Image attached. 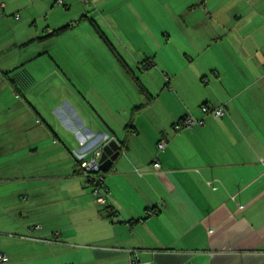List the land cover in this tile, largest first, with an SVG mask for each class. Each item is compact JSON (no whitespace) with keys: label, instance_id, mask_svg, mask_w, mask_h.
<instances>
[{"label":"crops","instance_id":"crops-1","mask_svg":"<svg viewBox=\"0 0 264 264\" xmlns=\"http://www.w3.org/2000/svg\"><path fill=\"white\" fill-rule=\"evenodd\" d=\"M1 6L9 264H132L135 253L148 264H264V0ZM30 61L56 78L24 92L11 77ZM188 113L204 122L175 129ZM106 134L121 147L103 170L102 204L75 151Z\"/></svg>","mask_w":264,"mask_h":264},{"label":"built area","instance_id":"built-area-1","mask_svg":"<svg viewBox=\"0 0 264 264\" xmlns=\"http://www.w3.org/2000/svg\"><path fill=\"white\" fill-rule=\"evenodd\" d=\"M60 1V0H59ZM86 5L90 3V0H82ZM3 6V5H2ZM2 6L0 8V12H2ZM18 16V15H17ZM201 109L204 113H213L216 116H221L224 114L226 108L224 105H209L207 103H203L201 105ZM204 122V118L195 117L192 114H185L181 119L174 123V128L177 130L184 128H192L195 124H202ZM112 137L109 134L104 136V139L100 141L97 145H93L92 147L87 145L84 146V149L79 151H75V157L77 160V165L80 171L86 176L87 181L92 186V191L97 199L102 204L108 203V189L105 186V172L102 169L100 157L103 151V147L106 143H108ZM159 147L163 148L165 145V139H161L159 141ZM153 166L156 170L160 169L159 161H155ZM154 209H151L149 213L154 212ZM10 257L5 252L0 251V264H9ZM132 264H148L146 261H142L135 253L132 258ZM191 264V263H189Z\"/></svg>","mask_w":264,"mask_h":264},{"label":"rangeland","instance_id":"rangeland-1","mask_svg":"<svg viewBox=\"0 0 264 264\" xmlns=\"http://www.w3.org/2000/svg\"><path fill=\"white\" fill-rule=\"evenodd\" d=\"M43 46H38L37 45V42H35V44H34V46H33V48H31L29 51H28V53H23V57L24 58H31L32 56H34V54H36L37 52H38V50H40V48H42ZM50 55L52 56L53 55V52H50ZM45 56H47V57H50V56H48V55H45ZM44 56V57H45ZM37 62V61H36ZM29 66H24L23 68L26 70V71H28L29 72V74L31 75V77L33 78V80L34 79H36L37 81H39V83L37 84H35V85H40L39 87H44L45 85H46V83L47 82H50V81H52V80H54L56 77H55V74L53 73V72H48L47 73V71L45 70L44 72H41V73H38V72H36L35 71V69L33 68V64H35V63H33V61H30L29 62ZM23 68L22 69H19V70H16V71H14L15 73H18V72H20V71H22L23 70ZM62 70H64L63 68H62ZM46 74V76H45V80L42 78V76L43 75H45ZM63 74L65 75V77L68 79V77H69V73L67 72V71H63ZM42 79L44 80V81H42ZM35 80V81H36ZM24 90V89H23ZM26 90V89H25ZM25 90H24V92H25ZM24 92H23V94L22 93H20L19 91H18V97H20V96H24ZM33 94H34V92H33ZM33 94H31L32 96H33ZM1 95V94H0ZM25 95H26V93H25ZM35 99V101L37 102V100H38V97H35L34 98ZM15 110H12V112H14ZM10 112V111H9ZM1 114V113H0ZM1 116H3L2 114H1ZM4 122L5 121H3L2 123L4 124ZM8 153H6L4 150H1L0 149V157H4L5 155H7Z\"/></svg>","mask_w":264,"mask_h":264},{"label":"water","instance_id":"water-1","mask_svg":"<svg viewBox=\"0 0 264 264\" xmlns=\"http://www.w3.org/2000/svg\"><path fill=\"white\" fill-rule=\"evenodd\" d=\"M120 147L121 146L119 142L115 139L110 140L108 143L105 144L100 157L102 169L104 171H106L110 167L112 161L119 154Z\"/></svg>","mask_w":264,"mask_h":264},{"label":"trees","instance_id":"trees-1","mask_svg":"<svg viewBox=\"0 0 264 264\" xmlns=\"http://www.w3.org/2000/svg\"><path fill=\"white\" fill-rule=\"evenodd\" d=\"M11 78L18 90L25 89L34 81L29 72L25 69L18 73H14Z\"/></svg>","mask_w":264,"mask_h":264}]
</instances>
